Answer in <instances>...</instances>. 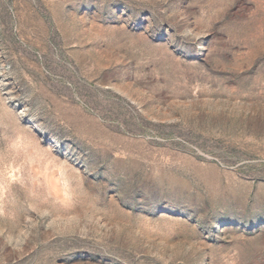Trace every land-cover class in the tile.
<instances>
[{
	"label": "rangeland",
	"instance_id": "1",
	"mask_svg": "<svg viewBox=\"0 0 264 264\" xmlns=\"http://www.w3.org/2000/svg\"><path fill=\"white\" fill-rule=\"evenodd\" d=\"M0 264H264V0H0Z\"/></svg>",
	"mask_w": 264,
	"mask_h": 264
}]
</instances>
